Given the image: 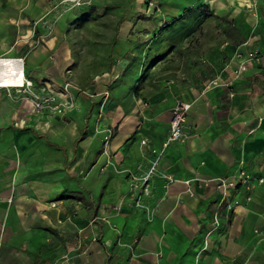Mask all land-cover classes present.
<instances>
[{"label":"crops","instance_id":"1","mask_svg":"<svg viewBox=\"0 0 264 264\" xmlns=\"http://www.w3.org/2000/svg\"><path fill=\"white\" fill-rule=\"evenodd\" d=\"M50 1L33 4L30 25L26 0H0V56L47 83L74 71L78 39L71 25L43 16ZM85 3V71L110 86L66 134L70 147L30 131L64 151L60 162L19 161L14 175L13 165L0 167V264H61L64 256L67 264H264V0ZM165 34L169 45L148 59ZM254 48L259 59L248 57ZM177 100L190 103L185 136L166 146L144 191L131 174L147 172ZM26 149L34 151L19 153ZM240 167L263 181L231 189L232 207L215 224L219 191L204 180Z\"/></svg>","mask_w":264,"mask_h":264},{"label":"rangeland","instance_id":"2","mask_svg":"<svg viewBox=\"0 0 264 264\" xmlns=\"http://www.w3.org/2000/svg\"><path fill=\"white\" fill-rule=\"evenodd\" d=\"M26 3L25 12L22 16L25 17L26 22L28 21L30 25H33L38 16V10L33 7V4L38 6L39 0H26ZM253 3L254 0H251L250 5H253ZM50 4L53 8L46 11L43 16L55 19L57 22L67 26L71 25L73 36L78 38L74 39L76 56H74L73 60L76 67L74 71L66 69L63 73H58L54 80L55 82L52 81V83H47L46 79L40 81L31 79V90L37 91L42 83H46L52 89L53 94L63 99L65 98V105H63L64 107L61 110L53 108L51 105H47L41 110H36L32 103L31 91L25 88L26 85L0 86V167L4 168V166L13 165V175L16 172V166L19 161L60 162L63 159L64 151L49 146L43 136H36L30 131L35 130L46 134L45 138L56 140L64 147H70L73 144L71 142L72 138L70 136L67 137L66 134L80 129L87 110L94 109L93 103H98L102 100L101 93L98 92L96 94V91L103 89L104 86L106 88L110 86V81L108 78L102 77V74L85 71L87 57L80 54L79 34L84 31L86 33L83 23L91 15L87 11L86 3L81 1L76 3V0H51ZM250 5L246 6L250 7ZM2 7V12H5L4 15L13 17L12 5L3 3ZM251 12L256 16L255 8ZM174 29L171 28L167 31L171 33ZM163 32L166 33V30ZM169 43L168 34L159 35L148 50V59L156 51L169 45ZM0 58L14 57L0 56ZM125 76L129 77V74H125ZM65 83H67L66 88H64ZM89 93L94 95H89ZM105 96H108V94L106 93ZM56 130L58 131L57 133H55ZM102 140L105 143V138L102 137ZM27 145L30 148H34V151L26 149L23 153H19V147ZM73 184L75 188L74 181Z\"/></svg>","mask_w":264,"mask_h":264},{"label":"built area","instance_id":"3","mask_svg":"<svg viewBox=\"0 0 264 264\" xmlns=\"http://www.w3.org/2000/svg\"><path fill=\"white\" fill-rule=\"evenodd\" d=\"M80 1L89 2L90 0H76V3H79ZM237 55H239V53H237ZM261 55L262 52H260L257 48L248 51L249 58L259 59ZM244 68H245V64L240 63L238 67L234 70L235 75H238ZM212 82L214 83L215 80H213ZM24 85H26L25 87L26 89L28 88V90L31 91L32 103L36 110H41L47 105H51V107L57 108L58 110H61L64 107L63 105H65V100H64L65 98L63 99L53 94V91L48 86V84L42 83L39 89L37 91H34L31 90V85H32L31 79L27 78L26 83ZM66 86L67 83L64 84V88H66ZM189 106H190L189 102H185L181 100H177L175 102L171 110L172 113H171L168 132L165 138L162 140L160 146L152 148V151L154 152V158L151 160L147 172L140 177L131 174V178L134 181H136L134 185L136 186L141 185L143 190L146 191L150 175L153 172H155L158 159L164 152L166 146L171 141L182 139L185 136L184 127H185L186 111L188 110ZM110 135H111V128L106 127V133L104 134L105 140H107L110 137ZM140 142L141 144H145L146 139L142 138ZM209 180L214 181L219 191V196L215 202V210L213 213L214 223L218 224L219 210L222 209L223 207L228 209L232 207V203L228 199L231 189L241 187L246 192H250L255 186L256 182L263 181V177L253 176L245 168L240 167L231 174L206 178L204 182H207ZM137 181H140L141 183H138ZM184 182L187 185L189 184V180H184ZM187 190L191 192L189 185L187 186ZM61 264H67V260L65 256H64V260L61 261Z\"/></svg>","mask_w":264,"mask_h":264},{"label":"bare ground","instance_id":"4","mask_svg":"<svg viewBox=\"0 0 264 264\" xmlns=\"http://www.w3.org/2000/svg\"><path fill=\"white\" fill-rule=\"evenodd\" d=\"M0 67V86H22L26 83L20 59L0 58Z\"/></svg>","mask_w":264,"mask_h":264}]
</instances>
